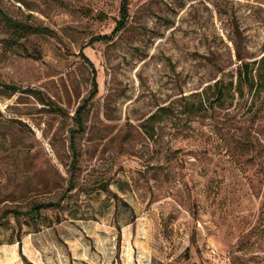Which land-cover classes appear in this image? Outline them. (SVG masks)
<instances>
[{"label": "rangeland", "instance_id": "1", "mask_svg": "<svg viewBox=\"0 0 264 264\" xmlns=\"http://www.w3.org/2000/svg\"><path fill=\"white\" fill-rule=\"evenodd\" d=\"M120 4L0 0V264H264V0Z\"/></svg>", "mask_w": 264, "mask_h": 264}, {"label": "trees", "instance_id": "2", "mask_svg": "<svg viewBox=\"0 0 264 264\" xmlns=\"http://www.w3.org/2000/svg\"><path fill=\"white\" fill-rule=\"evenodd\" d=\"M129 1L130 0H121V4H120V10H119V20L116 23L115 28L113 29V31L110 33V35H103V36H98L95 37L94 39L91 40V42H96V41H108L111 40L115 35H117L119 32H121L126 25V22L128 20L129 17ZM21 29H26V27H20ZM84 61L91 67L92 71H93V79H92V90L90 92V95L87 99H85L82 103V105L77 109L76 114H75V121H76V126H77V130H72L71 131V149L73 152V162H75L77 160L78 154L76 149L74 148V139L75 136L77 134H81L84 131V126H83V122L81 119V115L83 114V112L86 110L88 103L97 95L98 93V85L97 82L95 80V73H94V67L93 64L89 61V59L87 57H85V55H83V53L81 52ZM246 70L244 71V83L246 85H251V73L248 70V68H245ZM9 90H15L12 88H9ZM56 110V112L62 113L61 109H54ZM48 206H53V205H48ZM43 208V205L40 204H33L30 211L27 212H21L18 211L16 209H6L3 210L1 215H0V220H5L7 217L11 216L12 218L18 220L21 217H28L30 218V220L32 221H37L40 217H41V209ZM17 244H18V251L20 253V255L23 257L22 255V246H21V241L20 239H17Z\"/></svg>", "mask_w": 264, "mask_h": 264}]
</instances>
